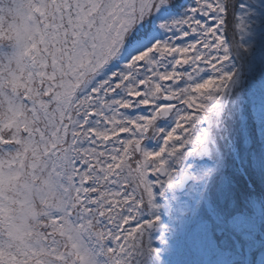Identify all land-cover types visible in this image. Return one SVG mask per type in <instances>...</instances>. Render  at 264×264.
Masks as SVG:
<instances>
[{
	"label": "snow or ice",
	"instance_id": "6c2138e0",
	"mask_svg": "<svg viewBox=\"0 0 264 264\" xmlns=\"http://www.w3.org/2000/svg\"><path fill=\"white\" fill-rule=\"evenodd\" d=\"M0 264H264V0H0Z\"/></svg>",
	"mask_w": 264,
	"mask_h": 264
}]
</instances>
